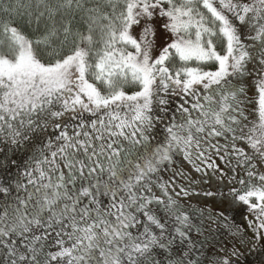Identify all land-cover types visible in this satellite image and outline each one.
<instances>
[{"label":"snow or ice","instance_id":"snow-or-ice-1","mask_svg":"<svg viewBox=\"0 0 264 264\" xmlns=\"http://www.w3.org/2000/svg\"><path fill=\"white\" fill-rule=\"evenodd\" d=\"M21 7L0 0V264H264V0Z\"/></svg>","mask_w":264,"mask_h":264},{"label":"trees","instance_id":"trees-1","mask_svg":"<svg viewBox=\"0 0 264 264\" xmlns=\"http://www.w3.org/2000/svg\"><path fill=\"white\" fill-rule=\"evenodd\" d=\"M10 2L13 5L16 4V0H10ZM19 2H20V5H22V7L19 9L21 13L31 12V13H33V15H35L37 12L43 10V8L38 9L36 7L37 0H19ZM47 2L55 5L57 0H47ZM6 19H8V18L3 16V15H0V23H3ZM42 23H44L43 20H42ZM17 26L20 29L21 34L24 35L27 39H30V40L35 39V34L30 29L26 28L22 24H18ZM9 44H10V41H9L8 37L3 33L2 30H0V52L5 53V54L10 53L11 49L9 48ZM72 47H73V45L69 44V45H66L65 47H63L62 49H58L59 56L71 54V48ZM219 47H220V45L218 44V49H219ZM40 57L42 59V62H52L55 58L47 50L41 51Z\"/></svg>","mask_w":264,"mask_h":264},{"label":"rangeland","instance_id":"rangeland-1","mask_svg":"<svg viewBox=\"0 0 264 264\" xmlns=\"http://www.w3.org/2000/svg\"><path fill=\"white\" fill-rule=\"evenodd\" d=\"M250 95H253V94L250 93ZM232 215H233V217H234V222L237 223V224H239V223L241 222V216H240L239 214H232ZM214 227H215V226H214ZM221 231H223V229H221ZM222 239L229 240V246H231V244H230V240H231V238H230L227 234H225V236H224ZM258 259H259V258L256 257V256H250V257H249V260H248V262H247V264H251L252 261H256V260H258Z\"/></svg>","mask_w":264,"mask_h":264}]
</instances>
